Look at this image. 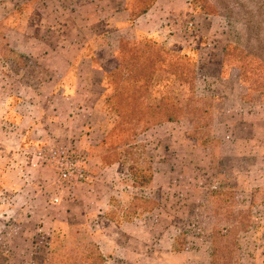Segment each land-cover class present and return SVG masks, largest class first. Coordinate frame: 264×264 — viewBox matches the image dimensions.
Here are the masks:
<instances>
[{
	"label": "rangeland",
	"instance_id": "1",
	"mask_svg": "<svg viewBox=\"0 0 264 264\" xmlns=\"http://www.w3.org/2000/svg\"><path fill=\"white\" fill-rule=\"evenodd\" d=\"M4 1L12 15L0 20V68L8 63L11 76L25 66L38 72L39 58L20 50L45 47L26 39L29 25L38 29L43 17L50 28L59 18L71 19L84 32L76 44L102 51L92 89L108 133L96 153L105 164L120 163L121 174L112 183L113 208L106 216L90 214L70 224L64 213L62 227L52 235L41 230L32 251L18 229H11L0 234V264H122L106 257L98 241L112 232L108 220L120 224L138 213L161 234L151 244L168 245L162 233L173 226L179 254L174 264H264V143L255 152L250 142L255 121V136H264V0H191L186 15L173 18L158 37H136L132 24L156 0ZM124 1L132 18L117 24ZM45 33L55 45L57 36ZM83 68L88 69L84 60L73 73ZM54 145L78 149L88 169L85 149ZM35 149L24 153L30 165ZM0 157L6 162L14 155ZM255 159L261 162L256 170L250 167ZM43 170L54 179L48 194L55 205L89 181L70 190L52 169ZM156 175L161 184L154 186ZM169 178L174 180L168 186ZM3 204L0 199V209ZM27 223L21 225L34 231ZM3 251L28 260L8 262ZM137 262L130 264H154Z\"/></svg>",
	"mask_w": 264,
	"mask_h": 264
},
{
	"label": "crops",
	"instance_id": "2",
	"mask_svg": "<svg viewBox=\"0 0 264 264\" xmlns=\"http://www.w3.org/2000/svg\"><path fill=\"white\" fill-rule=\"evenodd\" d=\"M57 1L64 5V1L69 0ZM127 2L124 1V6L119 9L118 15L122 16V21L119 20L117 24L131 21ZM190 2L156 0L150 9L134 18V35L158 37L160 32L168 29L173 18L186 15L191 8ZM11 10L4 0H0V13L4 12L1 21L9 20ZM59 19L57 25L51 27L55 30L48 27L45 17L41 19L40 26L37 25L38 29H31L28 24L30 32L26 39L28 37L29 41L44 43V48L36 51L28 47L18 49L31 59L34 55L36 59L39 58L38 72L34 73L31 66H25L22 74L11 76L6 67L8 63L0 68L4 70L6 78L0 83V154L16 157L6 162L0 161V167L4 166L0 172H5L4 186L0 190V199L4 203L0 209V234L18 229V233L30 243V251L36 248L35 236L41 230L52 235L62 227L60 218L64 213L69 216V223L79 218L88 219L90 214L106 216L113 208L112 183L121 174L120 163L105 164L103 156L96 153L103 148L108 133L103 121L104 112L99 108L92 89L98 85L95 75L99 62H102L98 53L102 51L93 50L92 53L88 47L77 45L76 41L84 32L71 19ZM45 31H49L50 36H57L55 45L46 39ZM118 50L119 47L112 49L108 55L115 57ZM82 60L88 64V69L83 68L82 72L79 69L75 75L73 72L77 71L76 67ZM252 126L254 137L250 142L257 152L263 146L264 136L260 139L255 136L258 134L256 121ZM46 142L52 145L75 144L88 154V183L76 190L75 196L58 205L50 202L48 194L54 191V179L43 168L40 170L30 165L24 154L30 147L34 146L35 149ZM262 154L264 156V151ZM260 165L261 162L255 159L250 167L256 170ZM157 179V175L154 176V186L161 184ZM173 180L169 178L166 185L172 184ZM141 214L120 224L108 220L111 226L108 224L106 229H112V232L98 241L101 251L106 257L113 256L122 264L132 261L174 264L179 254L173 246L177 237L171 235L173 226L168 224L165 234L162 233L168 245L151 244L152 239L161 234L156 231L157 226L155 228L153 223L144 220ZM24 222H28L34 231L26 230L21 225ZM2 254L8 262L28 260L27 256L17 258L7 251Z\"/></svg>",
	"mask_w": 264,
	"mask_h": 264
},
{
	"label": "built area",
	"instance_id": "3",
	"mask_svg": "<svg viewBox=\"0 0 264 264\" xmlns=\"http://www.w3.org/2000/svg\"><path fill=\"white\" fill-rule=\"evenodd\" d=\"M192 27L193 24L188 23V30ZM32 163L36 167L52 169L60 184L70 190L83 186L89 179L86 157L76 148L64 145L36 148ZM59 200V197L53 199L54 203H59Z\"/></svg>",
	"mask_w": 264,
	"mask_h": 264
},
{
	"label": "trees",
	"instance_id": "4",
	"mask_svg": "<svg viewBox=\"0 0 264 264\" xmlns=\"http://www.w3.org/2000/svg\"><path fill=\"white\" fill-rule=\"evenodd\" d=\"M146 12V11H145ZM142 13H144V12H141L140 14H138L137 16H139V15H141ZM136 16H134V18H135ZM133 18V19H134ZM121 44V43H120ZM105 142V141H104ZM113 163V162H112ZM217 249V248H216ZM217 251V250H216ZM214 264H215V261H214ZM217 264V263H216Z\"/></svg>",
	"mask_w": 264,
	"mask_h": 264
}]
</instances>
